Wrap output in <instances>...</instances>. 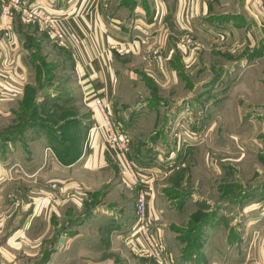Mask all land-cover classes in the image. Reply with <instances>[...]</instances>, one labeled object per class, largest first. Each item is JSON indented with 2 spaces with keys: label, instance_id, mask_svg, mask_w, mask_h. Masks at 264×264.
<instances>
[{
  "label": "rangeland",
  "instance_id": "374dc122",
  "mask_svg": "<svg viewBox=\"0 0 264 264\" xmlns=\"http://www.w3.org/2000/svg\"><path fill=\"white\" fill-rule=\"evenodd\" d=\"M101 3L111 12L125 5L122 20L134 16L143 26L163 23L161 11L150 0ZM211 4L214 15L208 18L226 12L243 26L231 37L224 31L199 37L194 22L187 21V29L186 20L180 19L181 35L167 57L175 82L164 80L157 43L147 52L141 50L149 45L145 31L136 37L139 47L132 40L133 52L118 51L129 42L111 46L116 87L112 121L130 136L131 161L153 180L146 208L164 244L167 264H264V0ZM17 29L34 84L27 104L22 109L14 104V145L23 149L0 171V183L8 182L3 194L9 192L0 201L5 212L0 218L6 217L1 234L13 236L12 242L18 237L26 240L28 231L35 236V222L31 230L15 233L42 204L36 157H46L45 180L52 175L60 179L48 181L45 199L57 208L68 206L62 217L52 218L39 244L29 242V249L21 250L22 263L48 264L56 249L65 248L59 240L75 236L94 249L78 253L79 242L68 244L61 264H159L137 254L126 240L136 221L137 193L122 182L114 153L106 152L108 180L88 169L77 177L81 172L67 168L82 161L91 135L100 132L103 141L105 137L102 130L92 131L102 116L96 111V118L85 94L83 71L77 68L71 46L62 45L46 27L22 18ZM152 170L154 174H147ZM5 171L11 172L10 178H5ZM74 176L77 184L68 181ZM155 195L158 201L153 204Z\"/></svg>",
  "mask_w": 264,
  "mask_h": 264
},
{
  "label": "crops",
  "instance_id": "0c3cea01",
  "mask_svg": "<svg viewBox=\"0 0 264 264\" xmlns=\"http://www.w3.org/2000/svg\"><path fill=\"white\" fill-rule=\"evenodd\" d=\"M28 6H43L48 10L61 15L69 36L73 42H70L71 51L74 53L77 60V68L83 71L85 94L88 96L90 104L93 106V96L100 94L105 98L106 103L113 104L115 94V80L113 77V50L111 46L121 44H132L135 42L136 47L138 45L136 37L146 32L148 38V46L143 45L141 50L147 52L152 45L160 46L162 54V63H164V80L166 83L175 82L176 77L169 66L168 56L171 53L173 43L180 37L181 28L178 21L186 20L185 27L189 29L191 21L194 22V30L196 36L212 38L216 31H224L231 37L232 33L242 27L239 22L235 21V18L227 16L228 13L224 12L217 15L215 18H208L214 15L210 13L212 10L211 2L204 3L203 0H150L155 4L157 12L161 11L162 21L161 25L143 26V23H137L134 16L130 20H126L123 17L124 23L120 18L123 12L122 7H115L113 11H106L101 0H23ZM2 0H0V171L5 170L11 164L19 148L15 147V141L13 139V116L18 112V108L14 104H18L22 109V106L27 104L29 90L33 87V80H29V64L27 58L26 48H24V40L22 39V32H18L17 27L21 24L20 13L16 10L12 11V14L8 19L1 17ZM139 11V10H136ZM138 13V12H137ZM207 16V18H204ZM187 21H190L187 22ZM245 25V21H242ZM246 26V25H245ZM29 35V34H28ZM247 62V61H246ZM246 62L243 64L246 65ZM252 62L248 65L252 66ZM247 65V66H248ZM94 107V106H93ZM111 108V107H110ZM95 116L98 117L95 107ZM99 120V117H98ZM17 142V141H16ZM45 143L44 141H42ZM33 144V143H31ZM87 152L81 162L75 163L67 167L73 171L81 172L77 177L82 175V170H86L90 173L98 172L104 177H110L111 167L110 159L106 152L111 150L106 146L103 141L102 133L98 132L96 135L90 137L87 145ZM16 149V150H15ZM108 150V151H107ZM134 155V154H133ZM135 156V155H134ZM148 162L147 165H151L152 162L148 156L145 157ZM46 157L44 160L40 157H36V165H38L36 176L41 183L37 188V194L42 204L38 205L35 214L31 215V219L27 218L21 224V228L15 234L26 232L35 222L36 234L31 235L32 232L28 231L25 234L26 240H19V237L12 242V237L5 236L0 232V264H24L21 262L23 258L22 252H26L29 249V242H35L39 244L48 234L51 227L52 218L62 217L63 207L68 205H61L56 207L50 204V201L45 199V196L49 195V183L48 181H55L58 178L57 175H52L45 180V169L42 167L45 165ZM26 166L28 172L27 160H19ZM51 161V160H50ZM173 161V160H172ZM57 163V162H56ZM59 165V164H58ZM52 167L58 170V166L53 164ZM85 167V168H83ZM4 168V169H3ZM150 175L155 172L148 171ZM68 179L77 184L78 178ZM107 178V180L109 179ZM50 179V180H49ZM7 183H0V201L1 198H6L9 192L6 191ZM91 188V186H89ZM151 201V199H150ZM158 199L155 195L154 203H157ZM6 202V201H5ZM158 206V205H157ZM0 212H4L0 206ZM97 211L95 213H98ZM107 213L106 211H101ZM5 213V212H4ZM94 213V214H95ZM111 214V213H107ZM2 215H4L2 213ZM36 218L34 221L33 219ZM6 221V217L0 218V228ZM44 225V226H43ZM42 227V228H41ZM44 227V228H43ZM31 228V229H32ZM30 229V230H31ZM31 233V234H30ZM33 240V241H32ZM61 245L65 244V248H58L53 253L52 258L48 264L58 261L61 264L63 255L68 244L79 242L80 248H77L78 253H85L91 251L94 248L87 240H77L74 237H66L65 240H59ZM95 247H99V244L94 243ZM95 248V249H96ZM22 250V252H21Z\"/></svg>",
  "mask_w": 264,
  "mask_h": 264
},
{
  "label": "built area",
  "instance_id": "2783aa9c",
  "mask_svg": "<svg viewBox=\"0 0 264 264\" xmlns=\"http://www.w3.org/2000/svg\"><path fill=\"white\" fill-rule=\"evenodd\" d=\"M1 17L8 19L13 10L20 12L22 20L26 23L39 24L49 31V34L57 39L62 45L69 44L72 38L65 30L61 15L46 10L43 6H28L23 0H2ZM135 43V42H134ZM135 49V44L123 46L120 53H130ZM93 104L97 112L102 116V122L95 124V130H102L105 134L104 142L114 153L120 167L122 182L137 193L136 221L133 227L126 233V240L132 249L139 255L149 257L159 264H167L165 247L159 238L153 221L147 211L146 204L153 180L144 173L129 158L130 136L120 124L112 121L111 110L105 98L100 94L93 96ZM98 126V127H97ZM96 127V128H95ZM5 178H10L6 171Z\"/></svg>",
  "mask_w": 264,
  "mask_h": 264
}]
</instances>
